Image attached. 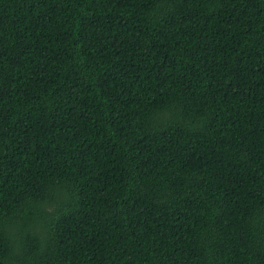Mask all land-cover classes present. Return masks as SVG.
I'll return each mask as SVG.
<instances>
[{"label": "trees", "instance_id": "trees-1", "mask_svg": "<svg viewBox=\"0 0 264 264\" xmlns=\"http://www.w3.org/2000/svg\"><path fill=\"white\" fill-rule=\"evenodd\" d=\"M0 264H264V0H0Z\"/></svg>", "mask_w": 264, "mask_h": 264}]
</instances>
